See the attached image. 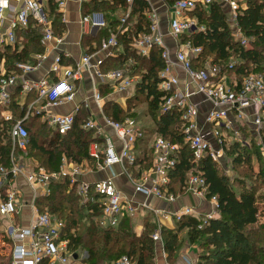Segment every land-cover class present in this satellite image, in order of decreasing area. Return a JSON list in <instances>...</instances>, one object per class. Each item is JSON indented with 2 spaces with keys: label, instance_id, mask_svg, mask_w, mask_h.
<instances>
[{
  "label": "built area",
  "instance_id": "2783aa9c",
  "mask_svg": "<svg viewBox=\"0 0 264 264\" xmlns=\"http://www.w3.org/2000/svg\"><path fill=\"white\" fill-rule=\"evenodd\" d=\"M92 1V0H88ZM129 6L136 0H124ZM150 3L153 0H142ZM172 12L167 34L176 45L175 61L165 42V35L161 31L159 14L153 9L148 15L149 26L146 32L134 36L131 48L139 56L149 57L154 48L162 51L165 62L164 70L159 74L158 90L163 97L159 105L161 116L178 113L183 134V145L189 146L195 164L210 157L215 163L223 165L226 149L233 144L248 147L250 137L241 130L250 126L252 134L258 141L264 157V74L249 72L241 81L228 82L226 73H222L223 66L206 59L200 61L201 68H194L193 60L201 56L203 47H195L190 42H183V37L191 32H205L198 22L190 16L198 7H209L217 2L227 6L229 23L232 25L231 35L242 46L248 47L250 39L246 38L238 26L237 19L243 8L241 0H176L167 4L168 0H159ZM67 0H0V43L15 47L18 45V30L31 27H40L42 30L41 45L44 53L34 56L31 64L18 63L13 73H4L0 76V106L9 107L12 95L17 87L25 92L33 89L37 92V103L42 102L40 109L33 107L27 112L24 119L17 121L10 111H5L3 118L6 123H13L9 131L12 144L10 167L0 166V217L5 220L3 232L8 239L17 243L12 251L11 264H71L78 255L70 249V239L64 236L66 221L54 218L48 212H40L35 201L40 196L48 197L51 194L50 185L55 181L68 178L71 186L78 185L77 195L82 203L90 201L92 191L98 196V206L101 210L100 226L105 229L117 228L125 219H134L145 210L155 213L158 217L166 216L169 211L155 210L147 203L150 197L157 198L171 205L180 198L170 191V174L176 168L178 156L183 145L158 136L152 145L154 165L141 173L136 180H132L136 194H142L146 200L135 202L126 197L117 188L114 177H109L94 184L80 182L78 179L86 172L112 170L119 166L125 176L131 179L127 167L136 165V146L138 141L145 138L143 128L134 118H126L123 122L104 118L103 124L93 118H88L82 128L93 130L96 137L104 140L100 145L94 142L90 145L89 155L95 161L91 169L79 165L69 164L63 159L58 172H49L39 165L33 169L24 166L17 158V152L27 156L29 132L24 122L33 114L42 115L45 121L57 129L61 134L70 132L75 124V115H56L49 110L65 103L73 102L77 95V82L82 81L87 74L93 73L100 82L109 83L118 92L127 91L133 84L128 71L114 70L107 74L101 71L104 60L99 54H86L75 67L64 70L63 54L54 59L50 72L55 75L57 82L44 78L39 83L31 84L25 76L38 71L48 59L52 50L58 51L63 44V37L55 34L52 9L65 19ZM126 22L123 19V24ZM83 25H92L95 28H106L107 21L103 13H92L82 17ZM123 33L126 28H120ZM119 45L116 33L103 43L104 51ZM111 54V53H109ZM199 61V60H198ZM237 61L231 58L229 69H233ZM180 67L186 79L182 80L174 68ZM204 95L213 102L214 107L208 110L205 120L200 124V108L192 101V96ZM94 100L99 104L103 101L100 93L94 94ZM253 109V119L245 113L246 109ZM78 111L79 109L76 108ZM113 131L114 140L108 133ZM229 133H232L230 135ZM251 134V135H252ZM230 175V171H228ZM228 175V176H229ZM23 177L33 191L34 217L28 227L18 225L16 216L24 207L23 191L19 187L18 178ZM183 190L190 195L199 197L209 204V210L201 212L193 207H182L172 213L177 222L187 217L199 216V228H203L212 220L219 217L220 204L217 196L207 197L208 184L202 173L189 174ZM152 239L156 245L164 248L162 227L159 226ZM77 256V258H75ZM98 264H135L131 258L124 255L120 259Z\"/></svg>",
  "mask_w": 264,
  "mask_h": 264
},
{
  "label": "trees",
  "instance_id": "16d2710c",
  "mask_svg": "<svg viewBox=\"0 0 264 264\" xmlns=\"http://www.w3.org/2000/svg\"><path fill=\"white\" fill-rule=\"evenodd\" d=\"M245 2L247 8L240 10L237 23L244 36L250 39L248 47L233 39L229 15L222 4L215 2L209 7H198L192 12L199 27L205 28V32L194 31L182 39L195 47H203L201 56L193 60L194 68L202 67L200 61L212 59L223 66L222 73H231L238 81L249 72L264 74V0ZM91 4L93 10L100 9L102 5L97 1ZM147 4L145 1L136 0L133 7L143 10ZM32 30L31 45H27L22 53L15 54L7 48L5 57L8 71L17 70L15 62L25 63L30 53L40 48L42 32L40 29ZM133 38L134 36L122 39L123 53L108 61L106 69L123 70L127 66L131 71L130 76L140 77L141 82L136 87L134 103L147 102L150 112L156 115L163 97L158 90L159 74L165 68L162 51L154 48L149 57L139 56L131 48ZM231 58L237 61L233 69H229ZM103 91L102 89V94ZM18 94L16 91L12 95L9 107L0 106V109L12 110L16 117L22 119L25 114L18 109L19 106L14 101ZM104 114L117 122H123L127 117L114 102L106 103ZM155 115L152 114L154 117ZM34 118L28 124L24 123L29 132L27 158L37 161L40 167L49 172H58L63 159L77 164L86 160L95 162L89 155L90 145L93 142L102 145L104 140L97 138L93 130H84L83 124L76 119L73 129L62 135L58 130L41 123L39 117ZM165 119L163 120L166 121V127L161 129L162 137L183 145L179 114H170ZM7 125L0 121V166L9 168L12 144L9 138L11 125L5 129ZM169 126H172L170 130ZM260 134L263 135L264 132L260 131ZM262 140L264 146V136ZM21 154L17 152V156H23ZM226 156L230 159L227 168L206 157L195 169L191 149L183 145L176 168L170 174V191L184 193L188 175L202 173L208 184L207 197L218 198L220 217L201 229L199 220L193 217L178 222L173 230L162 228L164 251L168 258L183 246L186 240L180 239V233L187 230L189 244L199 243L201 250L199 260L195 264H264V223L261 222L264 215V158L261 148L253 135L248 147L233 144L226 149ZM230 169L234 171L232 178L227 175V170ZM78 185L77 183L71 186L68 178L55 181L50 185L51 194L48 197L40 196L35 201L40 212H48L54 218L66 221L64 236L70 239L71 251L76 253L78 258L81 256V250L86 251L87 264L113 262L124 255L136 264H156V244L152 235L157 225L153 218L149 215L144 219V230L140 236L135 234L127 218L117 228L103 229L95 221L101 215L98 196L92 191L90 201L80 204ZM82 217L92 222L84 225V232L80 229Z\"/></svg>",
  "mask_w": 264,
  "mask_h": 264
},
{
  "label": "crops",
  "instance_id": "0c3cea01",
  "mask_svg": "<svg viewBox=\"0 0 264 264\" xmlns=\"http://www.w3.org/2000/svg\"><path fill=\"white\" fill-rule=\"evenodd\" d=\"M95 1L102 4L100 6V9L98 10H93V5L91 3ZM171 1L173 3V1L176 0H169L167 4H172ZM241 3L244 5L242 9H246L247 5L245 0H241ZM133 4L132 6H129L124 0H67V7L65 11L66 21H63L61 15L52 9L51 17L54 19V29L56 31L57 36L63 37V44L58 51L52 50L50 56L42 64L39 70L26 75L25 80L31 84L39 83L44 78H48L51 82H57L55 75L50 72V69L54 62V59L60 54H63L62 64L64 70L67 67H75L76 63L79 62L81 58L86 54H99V57H101L105 61L104 65H102L103 67L101 66V71L104 74H107L110 71H114V69H106L108 61L117 58L123 53V38L135 36L137 35L135 33H142L143 31H146V29H148V15L153 9H155L156 12L159 14L161 31L165 35V42L171 51L172 59L175 61L176 45L174 40L167 34L169 22L172 18V12L168 9L167 5H164L159 0H153L147 4L148 6L145 9L139 10L140 7H137L136 9L133 7ZM224 8L226 9L227 14H229L227 6H224ZM93 11H100V13H103L105 15L107 21L106 28L99 29L93 27L92 25L82 24V17L88 15L89 13L92 14ZM192 14L193 13H190V16L196 20V18L193 17ZM123 19L126 20L124 24ZM122 27L127 29L126 33L120 31V28ZM32 29L41 30L40 27H31L26 30H18V45L15 47L0 43V76L4 73H13L16 71L7 70L5 57L6 50L7 48H10L12 53H22L27 45H31V38L33 37L31 35V32L33 31ZM112 33H116L119 45L113 49L104 51L102 49L103 43L109 39ZM40 53H44V48L42 45L40 46V48L37 49V51H33L30 53L25 63H33L34 56ZM14 65L16 66L17 62H15ZM126 70H129L128 74L126 73V75L130 76L131 71L129 68H127V66ZM174 70L182 80L183 84L186 79L184 71L180 67H175ZM226 77L228 78V82L230 83L238 80L237 77H235L231 73H226ZM132 79L133 84L127 91L118 92L113 88L111 84L100 82L99 79H97V77L93 73L87 74L82 81L77 82V95L76 99L73 102L65 103L58 107L51 108L49 111L56 115L74 114L75 120L77 119L78 121H80L81 124H84V122L87 121L88 118H93L95 121H98V123L103 124V119L108 118L104 114V107L106 103L114 102L123 110L125 116H127L126 118H134L136 122L143 128L145 132V138L138 141L137 143L135 150L137 157L136 165L130 167L131 172H129L131 179H128L129 177L123 174L122 169L119 166H114L112 170H106L101 172H86L83 176H80L78 180L80 182L94 184L109 177H114L118 189H120L125 195L133 199L135 202H143L146 200V198L142 194L135 193L132 180H136L139 175H141V173L150 169L154 165L152 145L156 137H162L161 129L166 127V121H164L163 119H165V117L168 115L161 116L159 109L156 115L152 113V111L150 112V109H147L146 112L140 113L138 111L139 104L134 103V96L136 94V87L141 82V78L132 77ZM102 89L104 90L103 94ZM16 91L19 92V94L17 98L14 99V101L19 106L18 109L20 111L22 110L25 114L22 119L25 118L27 112H29L32 107L34 109L32 112H34L36 109L41 108L42 102L37 103V92L35 89L30 92H25L20 87H17L14 90L13 94H15ZM96 91L103 95H101L103 101L99 104H97V102H95L94 100V94ZM193 102L195 103L196 101ZM196 104H198V102H196ZM209 107L210 104H205L204 112L208 111V109H210ZM76 108L79 110L77 111ZM5 111H10L13 114L15 120H22L16 117L12 110L0 109V121L6 123L3 118ZM152 114L155 115V117L152 116ZM34 117H39L38 119L41 121V123L46 124L49 127L55 129L45 121L42 115L38 114H32L25 122L28 124V122L35 119ZM9 124L12 126L13 123ZM171 127L172 126H169L168 129L170 130ZM108 133L114 140L116 139L113 131H108ZM23 157L24 156H17L19 161L23 163L25 167L28 166L30 167V169H33L38 166L37 161L29 159L27 157ZM66 161L68 160L66 159ZM69 164L72 166L73 164L76 165L77 163L69 162ZM149 164L150 166H148ZM77 165L84 168L86 167L87 169H91L94 167V163H91L89 160L83 161L82 164ZM18 184L21 190L24 191L23 202L25 205L22 208L20 214L16 216V222L18 225L28 227L34 217V211L32 207L33 191L29 188L26 180L23 177L18 178ZM235 191L238 192V189L235 188ZM174 194L179 195L180 198L177 200L176 203L171 205L154 197L148 200V203L152 209L169 211L166 216L158 217L155 213L149 210H145L144 213H140L136 218L129 219L132 222L133 230L137 236H140L142 234L144 230V219L149 215L153 218V221L156 223L157 229L159 226H161L162 228L173 230L176 228L178 223L172 216V213L174 211H177L182 207H193L200 211L201 215H203L204 212L209 210V204L206 201L200 199L199 197L190 195L185 191L184 193L178 192ZM30 199L31 202L29 203ZM27 204H31V208L27 207ZM219 217H217L216 219H218ZM193 218H196L198 220L200 219L199 216H195ZM4 225L5 220L0 217V264H11L13 260L12 251L17 243L12 242V240L8 239L7 236L4 234ZM180 239L186 241L184 242L180 250L169 258L167 256V253L164 251V248H162L160 245H156L155 263H197L201 253L199 243L189 244V242L187 241V230H184L180 233ZM84 254L88 256V253L85 251L83 252V255L81 254L80 258L75 259L74 261H72L71 264H87L85 262L86 258L84 259Z\"/></svg>",
  "mask_w": 264,
  "mask_h": 264
},
{
  "label": "rangeland",
  "instance_id": "374dc122",
  "mask_svg": "<svg viewBox=\"0 0 264 264\" xmlns=\"http://www.w3.org/2000/svg\"><path fill=\"white\" fill-rule=\"evenodd\" d=\"M210 60H212V59H210ZM196 99H198V100H196ZM192 101H196V102H198V107L200 108V111H201V113H200V117H199V122H200V124L201 123H203V121L205 120V115H206V113H207V111L206 112H204V105L205 104H210V109H208V110H211L213 107H214V104H213V102L212 101H210V100H208V99H206L205 97H204V95H198V96H192ZM195 102V103H196ZM138 108H139V112L141 113V112H146L147 111V109H150L149 108V105H148V103L147 102H142V103H139V105H138ZM245 113H247L248 115H250L251 116V119H253V116H252V114H253V109L252 108H249V109H246L245 111H244ZM9 126L7 125V127L5 126V129L6 128H8ZM180 129H181V124H180ZM254 129H251L250 128V126H247L245 129H242L241 130V132L242 133H245L246 134V136L247 137H250V136H248V135H251L252 134V131H253ZM230 135H232V133H229ZM253 135H251V137H252ZM251 137H250V139H251ZM256 142L258 143V141H257V139H256ZM251 144V143H250ZM258 145V144H257ZM262 152V151H261ZM262 156H263V154H262ZM264 158V157H263ZM224 161L225 162H223V167H225V168H227V165H228V163L230 162V159L226 156L225 157V159H224ZM94 163V165H95V162H93ZM200 165V164H199ZM199 165L198 164H196L195 165V169H197V167H199ZM221 165V164H220ZM86 168V167H85ZM127 169H128V173L129 172H131V169H130V167H127ZM228 171H230V175L228 174ZM99 172H101V171H99ZM227 175H229V177H233V175H234V171L233 170H227ZM24 192V191H23ZM32 193V192H31ZM124 194V193H123ZM125 195V194H124ZM177 195V194H176ZM126 197H128L127 195H125ZM31 202V199L29 200V203ZM22 204H23V199H22ZM80 204H84V203H82L81 202V200H80ZM79 204V205H80ZM27 207H29V208H31V204H27ZM264 210V209H263ZM82 219H83V221L81 222V225H82V227L80 228L81 229V231H83L84 232V225H89L90 223H92L91 222V220L90 219H87V218H83L82 217ZM100 218H96V222H98L99 223V225H100V220H99ZM85 220V221H84ZM261 222H263L264 223V215H263V218L261 219ZM85 223H87V224H85ZM130 223H131V225H132V222L130 221ZM102 228V227H101ZM103 229H105V228H103ZM83 255V250H81V252H80V255ZM84 259L86 258L87 259V255H85L84 254ZM100 262H105V261H100Z\"/></svg>",
  "mask_w": 264,
  "mask_h": 264
},
{
  "label": "water",
  "instance_id": "95a60500",
  "mask_svg": "<svg viewBox=\"0 0 264 264\" xmlns=\"http://www.w3.org/2000/svg\"><path fill=\"white\" fill-rule=\"evenodd\" d=\"M151 198H152V197H150V198L147 199V203H148V200H150ZM148 204H149V203H148ZM75 258H77V256H75Z\"/></svg>",
  "mask_w": 264,
  "mask_h": 264
}]
</instances>
